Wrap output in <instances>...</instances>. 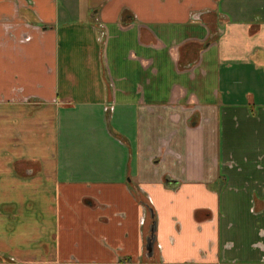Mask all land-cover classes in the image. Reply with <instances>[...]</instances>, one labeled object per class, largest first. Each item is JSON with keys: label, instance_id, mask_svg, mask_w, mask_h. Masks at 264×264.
<instances>
[{"label": "crops", "instance_id": "obj_1", "mask_svg": "<svg viewBox=\"0 0 264 264\" xmlns=\"http://www.w3.org/2000/svg\"><path fill=\"white\" fill-rule=\"evenodd\" d=\"M0 190V264H264V0H0Z\"/></svg>", "mask_w": 264, "mask_h": 264}, {"label": "rangeland", "instance_id": "obj_2", "mask_svg": "<svg viewBox=\"0 0 264 264\" xmlns=\"http://www.w3.org/2000/svg\"><path fill=\"white\" fill-rule=\"evenodd\" d=\"M9 193V191H7V194ZM5 194H6V192L5 191H2V190H0V221H1V219H2V214H3V212L5 211V210H8L9 208V206L10 205H6L5 204ZM21 202V201H20ZM19 202V203H20ZM24 204L25 203H22V204H20L23 208L25 207L24 206ZM12 206V209L13 210H17V209H20L19 208V206L18 205H11ZM30 208H34L32 205L30 206ZM44 211H45V214L44 215H47V208H44L43 209ZM19 213H21L22 214V212H20L19 211ZM25 218H27L26 216H25ZM27 223H26V221L22 224L23 225V228H27V226L25 227V225H26ZM156 258H158V253H157V255H155V257L153 258V260H152V264H157V262H156ZM0 261H3V259L1 260L0 259Z\"/></svg>", "mask_w": 264, "mask_h": 264}, {"label": "water", "instance_id": "obj_3", "mask_svg": "<svg viewBox=\"0 0 264 264\" xmlns=\"http://www.w3.org/2000/svg\"><path fill=\"white\" fill-rule=\"evenodd\" d=\"M155 230H156V225H152L151 227V235L147 238V249H148V254L152 255L153 253V244H154V239H155Z\"/></svg>", "mask_w": 264, "mask_h": 264}, {"label": "trees", "instance_id": "obj_4", "mask_svg": "<svg viewBox=\"0 0 264 264\" xmlns=\"http://www.w3.org/2000/svg\"><path fill=\"white\" fill-rule=\"evenodd\" d=\"M143 204H144V206H145V208L147 210V213H148L149 219L151 221V224L153 225L155 223L156 216H155V212H154V210H153V208L151 206V203H150L149 200H145V201H143ZM153 255H154V253H153Z\"/></svg>", "mask_w": 264, "mask_h": 264}]
</instances>
